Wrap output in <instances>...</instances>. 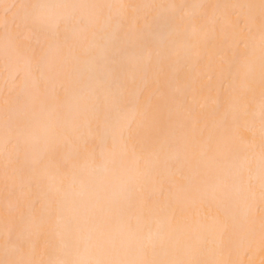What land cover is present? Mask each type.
<instances>
[{
	"label": "snow or ice",
	"instance_id": "6c2138e0",
	"mask_svg": "<svg viewBox=\"0 0 264 264\" xmlns=\"http://www.w3.org/2000/svg\"><path fill=\"white\" fill-rule=\"evenodd\" d=\"M0 59V264H244L218 256L255 252L257 190L264 252V0H0ZM207 195L223 219L168 212Z\"/></svg>",
	"mask_w": 264,
	"mask_h": 264
},
{
	"label": "bare ground",
	"instance_id": "6f19581e",
	"mask_svg": "<svg viewBox=\"0 0 264 264\" xmlns=\"http://www.w3.org/2000/svg\"><path fill=\"white\" fill-rule=\"evenodd\" d=\"M84 2L89 3H142V2H150V0H84ZM176 2H185V0H176ZM188 2H202V3H224V4H232V3H254L258 4L259 0H188ZM63 83V80L57 79L53 80L48 84L50 89H55L60 87ZM21 82L17 81L15 85L11 83L6 84L3 73V61L0 59V110L4 107V101L9 96V93L13 87L19 89ZM156 85L152 84L150 87H147L143 90V95L139 97V101L141 103L149 101L153 104L158 102V93L156 92ZM218 90L213 88L209 89L207 86H204L197 96V106H196V117L201 118L204 123H208L211 125L213 121L218 120V116L215 113V104L212 102L210 98H214L218 95ZM132 102H135V98H130ZM203 127V123L201 124ZM207 133H205V136ZM257 142H259V136L257 135ZM4 158L3 155H0V219L3 217V208L5 204V188H4V177H3V168H4ZM209 183H211L212 177H207ZM179 181V177H177ZM166 188L170 187V185H165ZM174 191V189H173ZM27 191L21 193L19 190L15 193V196L22 197L26 196ZM144 198L149 201L155 200L156 197L151 195V189L149 188L144 193ZM225 204L222 198L217 195L213 197L211 195L205 196L203 202L197 203L193 206L190 202L177 200L174 201L172 206L168 209L170 215H175L178 221L187 220L189 223L195 225L197 222L203 221L204 223L211 224L213 219H223ZM260 201H259V191L257 190L256 201L253 209V214L249 218L250 222L255 223V227L257 230V242L256 249L254 253H251L247 256L242 253H237L233 251L231 255H229L228 249L232 247L231 243L227 238H225L223 242L224 252L223 255L218 256L221 259H230L233 261H243L244 264H261V261H264V252H261L258 240V229H259V218H260ZM2 232H0V240H2ZM40 252L42 257L47 259V254L45 252V246L41 243Z\"/></svg>",
	"mask_w": 264,
	"mask_h": 264
}]
</instances>
